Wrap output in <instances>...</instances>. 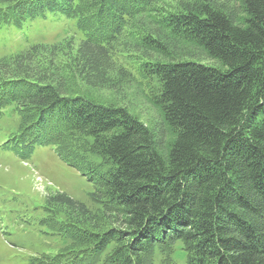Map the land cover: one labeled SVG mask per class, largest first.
<instances>
[{
    "label": "trees",
    "instance_id": "1",
    "mask_svg": "<svg viewBox=\"0 0 264 264\" xmlns=\"http://www.w3.org/2000/svg\"><path fill=\"white\" fill-rule=\"evenodd\" d=\"M0 1V27L62 11L86 33L69 61L56 45H36L1 62L0 118L12 106L21 116L10 143L23 160L40 146L77 169L99 156L105 172L87 167L92 200L113 217L102 229L86 204L49 196L50 215L68 218L51 225L71 245L29 264L171 262L178 245L185 264H264V0H242L238 11L192 0L169 13L159 0ZM143 18L151 27L139 37L148 54L140 71L158 84L153 102L174 136L166 147L126 107L69 87V79L97 91L128 83L130 72L113 58ZM179 43L216 65L178 56Z\"/></svg>",
    "mask_w": 264,
    "mask_h": 264
},
{
    "label": "rangeland",
    "instance_id": "2",
    "mask_svg": "<svg viewBox=\"0 0 264 264\" xmlns=\"http://www.w3.org/2000/svg\"><path fill=\"white\" fill-rule=\"evenodd\" d=\"M191 1L159 0L157 7L165 13L176 12ZM219 1L234 6L235 11L242 9V0ZM3 4L0 1V6ZM149 26L150 20H137L116 45L113 59L117 67L130 72L128 83H122L114 90L97 91L87 88L79 80L69 79V87L74 91L77 89L76 92L84 90L87 96L101 103L126 107L153 129L166 147L174 136L164 123L161 110L153 102L158 84L140 71V64L148 59V54L140 47L139 37L150 31ZM86 38V33L78 26L77 17L67 16L62 11L47 12L44 16L28 19L21 28L0 27V63L24 54L36 45L48 49L56 45L60 57L69 61ZM178 45L181 48L178 56L186 58L188 55L202 63L216 65L200 48L186 43ZM151 54L154 60H168L159 54ZM13 108H6L0 118V264H29L31 258L56 255L71 245L51 225L52 222L60 223L58 217L68 218L61 214L57 217L50 215L45 208L49 196L63 192L86 204L98 217L102 229L111 226L113 217L110 220L104 218L103 206L92 200L95 188L89 181L87 167L100 166V157L88 155L89 159H81L83 169H77L67 163L54 147L40 146L25 160L21 159L10 143L21 122V116ZM99 168L106 171L105 166ZM169 259L171 262L157 258L154 264H185V255L179 250V245Z\"/></svg>",
    "mask_w": 264,
    "mask_h": 264
}]
</instances>
